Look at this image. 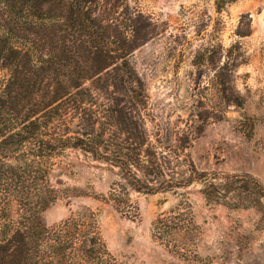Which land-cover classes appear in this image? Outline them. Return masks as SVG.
Segmentation results:
<instances>
[{
  "label": "trees",
  "instance_id": "16d2710c",
  "mask_svg": "<svg viewBox=\"0 0 264 264\" xmlns=\"http://www.w3.org/2000/svg\"><path fill=\"white\" fill-rule=\"evenodd\" d=\"M101 3L0 0V264H122L89 208L54 229L45 222L60 196L91 197L87 189L60 190L55 160L67 152L82 153L117 177L108 200L126 216L138 213L130 191L183 198L152 224L153 237L177 258L168 264H212L197 254L190 187L204 184L197 192L211 203L236 193L262 201L264 189L251 178L208 182L185 149H169L150 136L142 115L147 89L132 63L149 35L138 31L140 17H116ZM226 5L216 0V12ZM234 48L217 67L215 89L219 97L229 93L224 105L243 107L236 87L224 83L240 64ZM261 201L256 204L263 206Z\"/></svg>",
  "mask_w": 264,
  "mask_h": 264
},
{
  "label": "rangeland",
  "instance_id": "374dc122",
  "mask_svg": "<svg viewBox=\"0 0 264 264\" xmlns=\"http://www.w3.org/2000/svg\"><path fill=\"white\" fill-rule=\"evenodd\" d=\"M101 1L102 10L111 15L140 17L138 31L149 35L132 63L147 89L142 115L150 136L169 149H185L208 182L251 178L264 189V0H226L221 14L216 0ZM232 46L240 64L224 83L236 87L243 107L224 105L229 93L219 97L215 89L217 67ZM4 77L0 72V79ZM249 123L250 134L245 131ZM55 161L61 164L56 171L60 190L87 189L91 197L60 196L44 216L49 229L87 207L96 214L103 242L120 263L177 262L153 237L152 224L183 198L130 191L138 213L126 216L108 200L109 187L117 180L114 174L78 152ZM173 161L177 165L176 158ZM204 186L194 184L188 196L199 229L198 256L210 257L212 264H264V200L236 193L211 203L197 192Z\"/></svg>",
  "mask_w": 264,
  "mask_h": 264
}]
</instances>
